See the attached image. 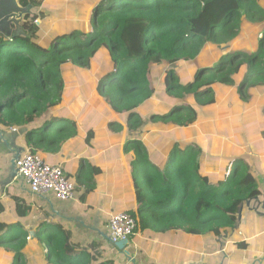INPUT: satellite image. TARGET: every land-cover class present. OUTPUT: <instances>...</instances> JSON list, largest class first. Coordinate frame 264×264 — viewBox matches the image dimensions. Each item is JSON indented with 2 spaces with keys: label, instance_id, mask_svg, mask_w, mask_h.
Instances as JSON below:
<instances>
[{
  "label": "trees",
  "instance_id": "1",
  "mask_svg": "<svg viewBox=\"0 0 264 264\" xmlns=\"http://www.w3.org/2000/svg\"><path fill=\"white\" fill-rule=\"evenodd\" d=\"M42 2L20 0L22 6ZM36 17L26 16L25 35L0 34V126L26 129L29 150L42 156L41 150L57 151L78 134L77 122L59 110L65 63L90 71L92 60L102 54L101 62H95L98 92L113 110L129 113L130 127L139 128L144 120L136 109L154 94V67L192 61L208 45L221 50L240 37L245 22L263 21L264 8L260 0H100L91 32L60 33L45 42L39 41ZM230 50L224 49L215 63L202 65L185 84L174 82V69L165 73L163 83L175 106L150 120L161 122L162 129L193 124L202 106L215 103L213 85L237 82L241 93L264 88V31L254 51ZM134 147L132 177L137 200L145 204L138 215L142 230L219 235L234 226L237 205L258 192L253 185H241V166L218 184L208 183L202 151L195 144L174 143L163 166L151 161L141 141ZM6 226L0 224V245L18 250L15 243L24 232L17 227L3 234ZM44 232L48 257L56 264H115L99 256L101 243L92 242V249L78 254L62 227L48 225Z\"/></svg>",
  "mask_w": 264,
  "mask_h": 264
},
{
  "label": "crops",
  "instance_id": "2",
  "mask_svg": "<svg viewBox=\"0 0 264 264\" xmlns=\"http://www.w3.org/2000/svg\"><path fill=\"white\" fill-rule=\"evenodd\" d=\"M99 1L43 0L39 7H33L22 6L20 0H0V34L6 38L25 35L28 14H37L33 23L42 42L74 30L87 33L93 30L92 14ZM260 3L264 8V0ZM245 24L241 37L221 50L206 46L201 55L213 48L217 56L208 54L204 61L199 58V68L215 63L227 48L231 52L257 49L264 20ZM98 56L90 71L70 62L63 65L65 90L59 110L77 122L78 134L57 151H40L47 162L61 166L75 182L74 199L63 202L53 194H34L14 162L30 149L26 129L0 126V224L8 227L1 232L17 231V227L24 232L15 243L18 250L0 245V264H56L48 257L49 243L44 241L48 225L68 231L78 254L92 249L88 247L92 242L101 243L99 256L115 264H264V88L251 89V97L244 101L236 85H213L215 103L202 106L193 124L162 129L161 122H152L149 117L170 111L175 98L164 104L158 100L151 109L147 104L157 96L167 68L174 64L156 66L154 94L136 109L144 124L132 128L129 113L113 110L98 92L95 62H101L103 55ZM210 107L212 116L207 115ZM239 117L250 125L240 123ZM137 141L145 145L158 166L165 164L174 143L182 147L195 144L201 148V168L208 183L218 184L241 166V185H253L258 192L237 205L234 226L219 235L155 232L139 226L125 247L119 248L110 239L109 218L120 212L136 213L140 224L138 215L145 208L137 200L132 177Z\"/></svg>",
  "mask_w": 264,
  "mask_h": 264
},
{
  "label": "built area",
  "instance_id": "3",
  "mask_svg": "<svg viewBox=\"0 0 264 264\" xmlns=\"http://www.w3.org/2000/svg\"><path fill=\"white\" fill-rule=\"evenodd\" d=\"M15 167L26 185L36 195L53 194L57 200L63 202L70 201L76 196V184L63 168L47 162L31 150L17 157ZM138 227V219L133 214L129 212L113 214L108 222L110 239L114 244L129 239Z\"/></svg>",
  "mask_w": 264,
  "mask_h": 264
},
{
  "label": "rangeland",
  "instance_id": "4",
  "mask_svg": "<svg viewBox=\"0 0 264 264\" xmlns=\"http://www.w3.org/2000/svg\"><path fill=\"white\" fill-rule=\"evenodd\" d=\"M243 28L244 30H246V24L244 23L243 24ZM91 32V31H90ZM81 37V36H80ZM241 37V35H240ZM239 37V38H240ZM211 47V46H210ZM247 51V50H246ZM251 51V50H250ZM208 54H211L213 57L214 56H217V52L212 48L210 50H208V52L206 51L205 53H203L200 56H198V58L192 60V61H185V62H180V63H175L174 65H172L171 67H168L167 68V71L165 73H168V71L170 69H174L175 72H176V78H175V81L174 82H177V83H187V82H190L192 80L195 79V75L196 73L198 72L199 70V61L200 59L202 61L206 60V57ZM200 58V59H199ZM94 61L95 60H92V65L94 64ZM242 78L239 77V80H241ZM155 80H156V76H155ZM167 81H170L169 79ZM163 87L161 88V90H159V92L157 93V96L155 98H153L151 102H149L148 107H150V109L152 108V106L154 104H157V103H161V104H164V102L169 99L170 97L174 98L172 94H170L168 91H167V87L164 85V83H162ZM234 85H236V87H238V84L235 83ZM239 89V88H238ZM251 91V89H246V93H241L239 92L240 96L243 97L242 99H244V101H246V96L248 97L249 96V92ZM156 94V93H155ZM251 97V96H250ZM248 97V99L250 98ZM257 97V96H255ZM221 99V98H220ZM159 100V102H158ZM258 103H259V100H258ZM201 109V108H200ZM147 110V109H146ZM200 111V110H199ZM163 112V111H161ZM228 112V111H227ZM200 113V112H199ZM209 113V114H208ZM207 113L208 116H212L213 114V109L212 107L209 108V112ZM152 115V114H151ZM150 115V116H151ZM150 118V117H149ZM237 120L240 122V123H243V124H246V125H250V123L248 122H245L244 121V118L243 117H239L237 118ZM26 152V151H25ZM24 153V152H23ZM21 155V154H20ZM19 156V155H18ZM17 159V158H16Z\"/></svg>",
  "mask_w": 264,
  "mask_h": 264
},
{
  "label": "water",
  "instance_id": "5",
  "mask_svg": "<svg viewBox=\"0 0 264 264\" xmlns=\"http://www.w3.org/2000/svg\"><path fill=\"white\" fill-rule=\"evenodd\" d=\"M15 161H16V159H15ZM128 242H129V239H125V240H121V241L116 242L115 245H117L119 248H123V247H125V245Z\"/></svg>",
  "mask_w": 264,
  "mask_h": 264
}]
</instances>
